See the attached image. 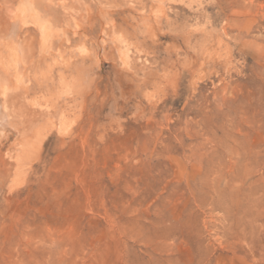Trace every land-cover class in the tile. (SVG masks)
I'll return each mask as SVG.
<instances>
[{"label":"rangeland","instance_id":"obj_1","mask_svg":"<svg viewBox=\"0 0 264 264\" xmlns=\"http://www.w3.org/2000/svg\"><path fill=\"white\" fill-rule=\"evenodd\" d=\"M0 264H264V0H0Z\"/></svg>","mask_w":264,"mask_h":264},{"label":"bare ground","instance_id":"obj_2","mask_svg":"<svg viewBox=\"0 0 264 264\" xmlns=\"http://www.w3.org/2000/svg\"><path fill=\"white\" fill-rule=\"evenodd\" d=\"M27 18L30 19L31 23L34 24V25L32 24L33 26H36L38 28L39 36H40V44L43 47V45L46 42V39H48L47 38L48 37L47 36L48 29L47 28H49V27H47V25L45 24L46 22L45 23H42L43 21L40 22L41 20H39L37 18L36 14L34 13L33 9L31 8L30 4L23 3L19 6V8L17 10V14H16L15 19H14V22L12 23V28L14 29L17 26V23L20 26H22V25L24 26V24H27L26 23V21L28 20ZM50 32H51V30H50ZM49 33H48V35H49ZM79 76H80V74H79ZM80 78L82 79L83 77L81 76ZM38 132L40 133L41 131H38ZM38 132L36 133V135L34 136L33 140L30 143L33 146H34V144L39 143L38 141H39L40 134ZM31 149H32V146H30V149H28V147L26 148V146L23 147L22 154L19 157V159L17 160V168H19V169H16V172H17V170L18 171L22 170V172H23V170H25V168L27 169V167L30 164V161L32 160V157H33V153L31 152ZM17 175H18V173H17Z\"/></svg>","mask_w":264,"mask_h":264}]
</instances>
